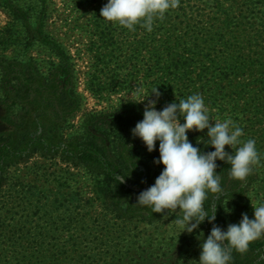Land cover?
<instances>
[{
  "label": "rangeland",
  "instance_id": "rangeland-1",
  "mask_svg": "<svg viewBox=\"0 0 264 264\" xmlns=\"http://www.w3.org/2000/svg\"><path fill=\"white\" fill-rule=\"evenodd\" d=\"M213 2L178 0L175 8L153 19L148 31L139 23L130 30L100 17L106 0H0V146L10 150V156L0 162V264H157L172 261L173 252L178 264H199L204 236L200 225L192 233L183 231L177 222L182 217L179 209L167 216L155 212L150 223L133 218L122 225L95 199V186L102 185L103 178L85 163L72 161L68 151L72 136L93 130L90 122L113 118L122 107L135 106L140 110L138 121L142 119L146 101L133 102L138 97L129 95L136 86L145 93L157 88L158 110L199 93L211 117H230L242 129L253 120L251 113H242L249 89L242 84L250 82V75L242 73L232 87L227 80L219 81L225 56L209 45L201 43L199 55L186 56L189 65L171 74L162 71V65L182 58L162 54L160 48L156 55L151 53V39L157 48L167 37L186 41V46L194 43L200 33L185 30L200 25L191 20L204 13L206 39L221 38L224 45L237 42L243 49L240 58H257L264 39L253 41L252 21L240 25L236 21L240 6L221 0L220 7ZM13 7L25 14L24 19L15 18ZM224 14L234 22L230 28L222 24ZM159 20L163 28L154 29ZM157 57L161 63L153 67ZM233 92L241 99L235 113L228 98ZM250 92L254 94V87ZM27 130L29 138L13 153L10 148ZM250 132L243 131L241 139H255L260 159L251 166L241 189L224 198L223 204L226 214L241 217L246 212L251 218L252 204L264 202V135L259 130ZM202 133L206 129L187 135L192 142ZM137 158L150 157L140 150ZM73 194L80 204L87 202V211L74 216L84 228L75 222L65 225L66 214L53 209L55 195ZM81 240L79 247L73 245ZM55 245L67 248L68 255L58 258L60 263L54 262Z\"/></svg>",
  "mask_w": 264,
  "mask_h": 264
},
{
  "label": "trees",
  "instance_id": "trees-1",
  "mask_svg": "<svg viewBox=\"0 0 264 264\" xmlns=\"http://www.w3.org/2000/svg\"><path fill=\"white\" fill-rule=\"evenodd\" d=\"M223 2H226L228 5L240 6L237 15L238 18H236V21H238L240 25H244L246 23L245 21H247V23L252 21L249 28L251 27V31L254 32V42L264 39V0H223ZM213 4L215 6L220 5L221 7L222 3L221 0H214ZM12 12L15 18L21 20L24 19L23 17L25 14L23 12V14L20 13L16 7L12 8ZM159 21V24H157L154 29L163 28L161 20ZM191 21L195 23L197 22L196 24L194 23V25H200H188L185 32L191 35L200 33L201 37L196 41L192 40L195 41L194 43L189 42L190 44L188 46H186V41L182 42L180 39L177 41H171V39L167 37L165 40L163 38L162 45L157 48L156 45H154V39H151V43L153 44L150 48L151 53L156 55L160 48L162 50L160 53L162 54H166L167 56L174 55L182 58L181 61L177 60L169 62L167 66L162 65L161 70L166 72V74H171L173 71L181 69L182 66L189 65L190 61L186 59V56L199 55L201 43L209 45L213 50H216L217 54L220 53L221 57H227L221 58L224 60L225 65L218 74L219 81L227 80V84L232 87L235 79L239 78L242 73L246 72L250 75V82L248 84H242L243 89L249 88L248 95L245 97L246 99L242 105V113H245L246 111L247 113H251L253 115V120L250 119V122L246 123L243 131L246 132L247 135L248 133H251V129L254 131L259 130L263 131V136L264 97H261L260 101L258 96L264 95V48L258 51L257 54L259 56L257 58H251L246 61L245 58H240V52H242L243 49L239 43L234 42L232 44H227L225 42L224 45L222 44L223 41L220 40L221 38H216V40L206 39L207 33L205 26H203L204 13L196 14ZM222 21V24L226 28H230L233 22L229 14H224ZM250 32L248 34H250ZM39 36H42V33L39 34ZM27 41L30 40L27 39ZM200 58L206 59L204 56H201ZM209 61L213 62L214 65L217 63L213 60ZM159 63H161L159 58H155L153 60V67L155 64L158 66ZM203 68V71H207L206 67ZM213 69L214 66L211 70ZM171 77L174 78V76ZM253 87L254 94L250 92V89ZM237 95L238 94L233 92L230 94V97H228L233 113H235L236 108L240 106L241 99L238 98ZM254 96H256L258 100H255ZM139 111L140 110L135 106L128 105L122 107L119 114L113 118L97 119L90 122V127L93 128V130H87L84 132V135L81 136H72L69 144V158L72 161L85 163V166L93 168L96 173L103 178L101 181L102 185L97 184L95 186V195L97 197L95 199H100L102 210L116 214V218L121 219L122 225L126 224L133 218H138L139 220L147 221L148 223L155 219V212H152L149 206L137 204L136 198L140 191L154 183L155 177L163 168L162 164L153 163V158L159 156L158 143L156 149L152 152H148L143 142L140 141L138 137H133L131 134L130 130L135 126V123L139 119ZM28 134L29 130L19 136V141L15 142L13 148H10L13 153L21 146L24 138L25 140L29 138ZM198 136H205V133ZM40 138L41 137H38V140H40ZM34 142H38L37 139H34ZM192 143L193 145H197V139L192 141ZM199 147L204 151L212 150V146H206L203 143H200ZM4 149V146H0V162L10 156L8 146V152ZM226 149L231 151L228 149V146H226ZM140 150L147 151L150 158L145 161L137 158ZM217 165L218 167L216 171L219 172L220 175V184L226 191L224 196L215 200L213 199V194L209 192L204 201V205L210 210L211 206L216 204V219L214 223L223 229L226 228L229 223H236L240 219V216L226 214L223 200L230 194L239 191L245 182V179L241 181L231 177L229 174V164L217 161ZM121 176L124 177L123 181L119 180V177ZM111 191L113 192V195H111ZM80 200L81 199L75 197L74 194L67 198L55 195L52 204L53 209L54 212L66 214L67 221L64 223L65 225L69 226L70 223L75 222V224L79 223L83 228L85 227L83 222L79 221L77 217H74L80 215L81 212L87 211V209H85L87 202L80 204ZM158 214L161 215L162 213ZM82 217H84V215L80 216V218ZM54 219V223L58 224V217L55 216ZM200 227L204 236H207L212 224L207 221V218H205L200 224ZM81 237L83 236H80V238ZM83 239H87V237L84 236ZM82 241L83 240L77 243L74 242L73 245L79 247L82 245ZM54 247L56 250L54 262L60 263L58 258L63 259L64 256L68 255L66 245H55ZM170 257L172 261L165 259L166 264H178V259L174 252L170 254ZM146 263L152 264L150 261H147ZM165 263L159 262L157 264ZM228 264H264V235L250 241L248 248L243 252L233 249L231 260Z\"/></svg>",
  "mask_w": 264,
  "mask_h": 264
},
{
  "label": "clouds",
  "instance_id": "clouds-1",
  "mask_svg": "<svg viewBox=\"0 0 264 264\" xmlns=\"http://www.w3.org/2000/svg\"><path fill=\"white\" fill-rule=\"evenodd\" d=\"M177 4L178 0H106L99 13L107 21L130 30L139 23L151 31L153 19L162 17ZM129 95L138 97L133 102L146 101L142 119L135 123L131 134L141 139L148 152L157 148L158 141L159 156L153 158V163L163 165L154 183L138 193L136 203L165 216L170 211L182 210V217L177 222L188 233L207 218L212 227L200 240L198 262L228 264L233 249L243 252L250 241L264 235V202L252 204L251 218L242 212L238 222L229 223L222 229L214 223L216 204L209 210L204 201L209 192L215 200L226 191L216 171L217 161L230 165L229 174L234 179L243 181L250 174L251 166L260 159L255 139L242 140L243 129L230 117L223 120L211 117L199 93L176 99L159 110L155 107L161 95L157 88L145 93L136 86ZM205 129V136H198L197 145H193L187 133ZM200 143L212 146V150L204 151L199 147ZM123 179V176L119 177L120 181Z\"/></svg>",
  "mask_w": 264,
  "mask_h": 264
}]
</instances>
